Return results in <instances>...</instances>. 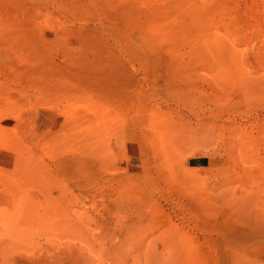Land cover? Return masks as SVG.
Here are the masks:
<instances>
[{
  "label": "rangeland",
  "instance_id": "rangeland-1",
  "mask_svg": "<svg viewBox=\"0 0 264 264\" xmlns=\"http://www.w3.org/2000/svg\"><path fill=\"white\" fill-rule=\"evenodd\" d=\"M0 264H264V0H0Z\"/></svg>",
  "mask_w": 264,
  "mask_h": 264
}]
</instances>
